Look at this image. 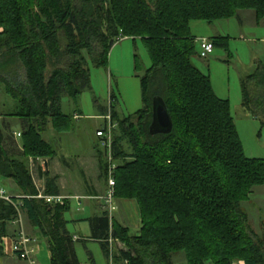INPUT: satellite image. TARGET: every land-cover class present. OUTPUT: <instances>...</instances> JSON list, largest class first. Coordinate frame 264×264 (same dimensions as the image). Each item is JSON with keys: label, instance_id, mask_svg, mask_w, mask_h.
<instances>
[{"label": "trees", "instance_id": "trees-1", "mask_svg": "<svg viewBox=\"0 0 264 264\" xmlns=\"http://www.w3.org/2000/svg\"><path fill=\"white\" fill-rule=\"evenodd\" d=\"M240 11H252L260 22L264 0H0V85L17 99L14 110L0 117L21 125L16 141L10 122L0 123V186L10 180L19 189L11 200L45 238L50 264H81L75 243L84 240L73 241L66 230L68 202L37 198L28 159L55 155L41 133L49 123L56 133L68 132L61 99L78 98L89 87L87 60L105 67L110 49L124 38L140 40L151 60L140 79L144 108L120 120L110 107L122 128L111 147L118 162L114 197L137 204L140 228L129 235L104 209L88 219L90 239L107 258L110 238L123 244L115 264H172L179 253L186 264H264V239L249 229L240 208L253 188L264 185V160L244 155L229 102L215 95L192 61L198 52L190 24H212ZM209 40L213 48L224 45L220 37ZM254 82L264 91V67L243 80V107ZM155 97L171 118L168 134L148 132ZM257 97L264 106V95ZM45 175L43 193L58 194L55 179ZM16 218L15 207L0 198V240L10 236Z\"/></svg>", "mask_w": 264, "mask_h": 264}, {"label": "rangeland", "instance_id": "rangeland-1", "mask_svg": "<svg viewBox=\"0 0 264 264\" xmlns=\"http://www.w3.org/2000/svg\"><path fill=\"white\" fill-rule=\"evenodd\" d=\"M245 15L241 16L242 24H240L238 17L218 20L212 24L202 21L193 22L190 26L192 35L208 39L220 37L223 39L224 45L215 46L211 54L205 58H201L196 39L195 43L198 54L193 57L192 61L198 70L209 76L212 89L214 93L216 92L215 95L223 96L225 92L229 93L230 112L243 147L244 155L247 158L264 160V118L259 117L255 119L251 114L244 115L242 111L235 107L241 100L239 78L245 74L249 75L253 73V65L257 62L264 64V25L261 23L256 24L250 14ZM86 57L88 58V56ZM87 61L86 68L89 73V87L75 100L66 95L61 99L62 113L69 117L70 121L69 130L65 133H68V141L78 156L91 155L93 153V146L97 141L95 132L97 129L104 128V125L107 123L104 120L105 118L102 117L104 110H106V115H111L109 112L112 106L121 120L128 116H134L144 108L140 79L151 66L146 46L140 40L133 41L130 38L121 39L114 44L109 51L105 67H95L89 59ZM14 106H17V99L7 96L0 85L1 115L12 112ZM75 115H79L78 118H74ZM2 121L9 122V119L1 116L0 123ZM11 121V130L19 131L21 129L20 122L17 120ZM131 121L135 124L137 118L133 117ZM114 123L116 126L112 129L111 141H113L114 137L122 135V128L118 127L116 121ZM48 125L50 128V123ZM52 132L55 133L53 130ZM57 134L61 135L64 132ZM122 146L126 150L129 148L125 139L122 141ZM99 147L100 152L97 153H101L106 162L105 175L101 167H93V163L89 165L88 161L79 166L81 171L79 172L77 169L79 174L75 173V175L82 178L100 175L102 183L107 187V169L109 165L106 155L108 151L106 149L103 151L102 144ZM85 160L88 159L84 158ZM112 163L117 165L118 162L112 161ZM85 166L88 167L84 168ZM5 183L6 181L3 180L1 186L3 187ZM118 201L122 200L115 198L116 210L113 215L116 217L121 210L117 205ZM83 203L84 199L78 201L69 199V209L64 212L63 218L66 220V230L70 234H76L85 239L89 234V227L87 222L83 220L88 213L87 211L81 212ZM240 208L246 213L249 229L263 240L264 185L253 188L249 198L242 202ZM21 218L22 226L24 221L23 230L29 234L27 220L22 213ZM13 226H15L16 231L19 229L18 226ZM126 226L129 235L138 234V222L134 224L130 220ZM38 244L37 262L39 264H50L47 243L41 235L38 236ZM119 248L118 242H113V254ZM75 252L81 264H92V261L89 260L90 257L94 260V264H107L108 258L105 257L100 244L96 241L85 239L83 242H76ZM11 262L13 264H26L14 258L11 259ZM172 264H186L184 255L181 253L173 255Z\"/></svg>", "mask_w": 264, "mask_h": 264}, {"label": "crops", "instance_id": "crops-1", "mask_svg": "<svg viewBox=\"0 0 264 264\" xmlns=\"http://www.w3.org/2000/svg\"><path fill=\"white\" fill-rule=\"evenodd\" d=\"M245 14H250L251 17L254 18V22H256V24L261 23L262 25H264V19L261 20L260 22H257L255 19V15L252 11L238 12L237 17L239 18L240 24L243 23L241 16ZM195 38L199 39L198 37H195ZM200 38H205V37H200ZM197 58H200V57H197ZM262 67H264V64L257 62L256 64L253 65V71H254L253 73H255L258 69H262ZM253 73L249 75H252ZM249 75L245 74L244 76L239 78L241 100L239 104H237V106L235 107H237L240 111H242L244 115L251 114L255 119H258L259 117L264 118V106L262 105L260 106L261 101L259 102V99L257 97L258 93H260L262 97L264 95V91H263V88L258 89L259 87L258 82H254L249 86V92L251 94V102H249V104L246 107H243L242 105V82ZM216 96L222 100L230 101V96L228 92L227 93L225 92L223 96H220L218 94ZM78 116L79 115H75L74 118H78ZM105 116L102 115L103 118ZM9 122H12V121L9 120ZM106 124L104 125V128L106 127ZM100 129H97L96 132ZM52 130H53L52 125L49 128V125L47 124L46 129L41 133V135H42V138L52 146L53 150L55 151V155L52 158L45 159V160L37 159L33 161L30 159L28 161V168L30 170L33 183L36 189L38 190V193L44 194L43 192L46 188L45 173H47L48 178L55 179V187L58 191V194L56 195L66 196V197H80L81 199H84L83 208L81 209L82 210L81 212H85V211L88 212L87 216H85L83 220L87 222L88 227H89L88 219L94 216L100 215L102 211L104 210V207L101 204V200L97 198L104 195L107 187H105L104 184L102 183L100 175H97V176L95 175V177L93 176L87 177L85 176V174H83L85 177L82 178L81 176L80 177L76 176L75 173L79 174V172L81 171L79 166H81V164H85L86 161L89 162V165L93 163V167L95 166H97V168L100 167V162L98 159L99 155L97 153V152H100V149H99L100 148L99 146L101 144L100 140L99 138H97V141L93 146L94 156H93V153L91 155L85 154V155L78 156V154H76L75 150L72 149L71 144L68 141V136H69L68 133L58 135L54 130L53 131L55 133H53ZM96 132H95V136H96ZM18 134H20V130L13 131V136L16 141H18L19 139V137L17 136ZM103 151H105V148H103ZM84 158H87L88 160L84 161ZM87 167L88 166H85L84 168H87ZM77 169L79 170V172L77 171ZM5 181L6 183L4 184L3 187L0 186V189L3 190L9 196H15V197L19 196L20 191L16 187V185L10 180H5ZM117 205L118 207L121 208V210L119 214H117V217L113 215L112 221H116L122 227L127 228L126 224H129L131 220L133 221L134 224L138 222L139 228H140V217H139L137 204L134 201L122 200V201H118ZM77 211L79 210L77 209ZM27 226L29 228L28 235L31 236L32 238H36L37 244H38V236H40V234L36 231V229L31 228L28 222H27ZM23 228H24V221H23ZM9 230H10V236H8V238H12L13 234L14 233L16 234L17 232L16 228L15 226H13V224H11L9 226ZM70 235L83 239L80 236H77L76 234H70ZM85 239L92 240L90 239V227H89V234L85 237ZM118 244L120 246L119 249H126V247L123 244L119 242ZM9 246H10V239L6 240L7 252H5L4 254H2V256H0V264H13L11 262V259L13 258L9 254ZM38 247H39V244H38ZM48 258H50L49 251H48ZM89 260H91L92 264H94V260H92V257H90ZM107 264H108V259H107Z\"/></svg>", "mask_w": 264, "mask_h": 264}, {"label": "built area", "instance_id": "built-area-1", "mask_svg": "<svg viewBox=\"0 0 264 264\" xmlns=\"http://www.w3.org/2000/svg\"><path fill=\"white\" fill-rule=\"evenodd\" d=\"M197 44L199 46V56L201 58L207 57L213 51V45L211 41L207 38H199L197 39ZM110 113V112H109ZM105 121H107V125L105 128L100 129L96 132V137L99 138L102 147L105 148L107 153L108 159V169H107V189L104 195L98 197L97 199L101 200L104 209L107 212V216L109 221L111 222L112 216L114 211L116 210L115 206V197H114V190H115V179H114V170L116 165L112 163V156H111V147H112V129L115 128L116 124L112 121L111 115H106L104 117ZM20 137V134L17 135ZM0 198L6 201L7 203L12 204L15 209L17 210V218L12 222L13 225L18 226V230L12 238L3 237L0 240V256L7 252L6 249V240L10 239V246H9V254L12 258L16 259L17 261L25 262L27 264H39L37 262L36 254L39 251V247L37 244V239L32 238L29 236L24 230L22 226V218L21 212L18 209V204H15L11 200V196L7 195L3 190L0 189ZM37 198L43 199L48 204H60L63 205L64 203L68 202L69 199L80 200V197H66V196H58V195H45L39 194ZM73 241H77L79 237L73 236ZM113 239L108 240V264H115L114 262V252H113ZM124 264H127L124 262ZM232 264H245L243 261H235Z\"/></svg>", "mask_w": 264, "mask_h": 264}, {"label": "water", "instance_id": "water-1", "mask_svg": "<svg viewBox=\"0 0 264 264\" xmlns=\"http://www.w3.org/2000/svg\"><path fill=\"white\" fill-rule=\"evenodd\" d=\"M172 130V121L163 100L155 97L152 100V117L148 128L150 135L168 134Z\"/></svg>", "mask_w": 264, "mask_h": 264}]
</instances>
